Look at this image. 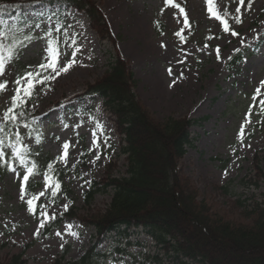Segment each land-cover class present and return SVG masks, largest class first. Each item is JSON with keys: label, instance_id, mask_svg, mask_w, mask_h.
Here are the masks:
<instances>
[{"label": "rangeland", "instance_id": "1", "mask_svg": "<svg viewBox=\"0 0 264 264\" xmlns=\"http://www.w3.org/2000/svg\"><path fill=\"white\" fill-rule=\"evenodd\" d=\"M95 1L118 39L122 58L132 65L137 81L134 92L141 103L160 121L175 116L188 117L195 122L190 131L192 146L187 148L181 162L185 176L220 208L233 210L238 199L249 203L264 201V179H259L258 188L247 187L245 183L251 178L258 180L254 157L258 153L264 157V105L260 104L264 100L261 86L264 81V0H252L251 7L248 0L244 4L239 0H213V11L224 15L231 30L238 35L224 31V25L209 13L206 0H176L184 13L165 0ZM238 7L239 13L236 12ZM185 14L188 26L183 23ZM237 16L242 23H236ZM25 18L28 25L14 42L15 55L11 62H5V73L0 76V83L6 85L0 92V119L17 94L16 80L20 79V87H23L28 73H39L34 80L33 94L28 97V107L42 132L39 137L23 131L20 143L3 147L4 152L12 153L13 145L22 155L25 149L41 150L70 170L65 183L71 192L56 203L52 199L56 192L52 180L46 176L33 180L30 176L25 182L26 195L22 200L20 187L29 166L15 165L16 172L9 171L0 178V264H7L21 253L23 246L32 242L24 257L27 264H55L65 254L66 246L71 247L66 260L73 262L84 256L95 242L96 232L85 229L76 218L67 217L49 236L44 235L43 230L72 207L80 214H86L88 208H107L113 198L111 191L97 195L92 207L85 206V192L105 179L109 164L116 167L117 177L127 173L123 143L112 118L99 100H88L85 106L76 100L88 84L95 83L106 73L112 48L100 40L87 16L73 9L62 13L32 11ZM157 22L163 24L162 33L156 31ZM37 23L39 28L35 27ZM58 24L63 25L60 32L55 31ZM49 29H52L51 39L59 41L60 61L71 60L73 53L77 61L67 73L55 79L50 78L54 75L51 69L40 67L47 63L49 37L45 33ZM217 46L220 59H217ZM237 49L245 53L244 61L237 70L231 71L228 63L239 52ZM0 54L7 56V51ZM20 95L23 96V92ZM97 122L103 125V132L96 129ZM4 135V131L0 133V139ZM65 143L69 145L66 156ZM260 165L264 173V159ZM32 181L39 185L33 193L28 190ZM221 187H228V192ZM33 198L30 212L27 200ZM36 232L39 235H35ZM101 249L107 254L104 264H155L156 257L164 264L170 262L168 251L157 247L144 228L112 234Z\"/></svg>", "mask_w": 264, "mask_h": 264}, {"label": "trees", "instance_id": "2", "mask_svg": "<svg viewBox=\"0 0 264 264\" xmlns=\"http://www.w3.org/2000/svg\"><path fill=\"white\" fill-rule=\"evenodd\" d=\"M0 6V20L4 22L2 28L6 33L5 48L20 38V32L28 25L25 18L28 13L38 10L62 13L71 9L86 15L100 40L112 48L106 73L95 83L88 84L76 100L84 106L88 100H99L112 118L123 143L127 173L117 177L114 173L116 167L109 164L105 179L94 183L85 192V206L92 207L97 195L111 191L113 198L107 208H88L86 214H80L76 207H72L43 230V234L49 236L67 217L76 218L85 229L96 232L95 242L79 260H66L71 248L66 246L65 254L55 264H104L107 254L101 247L108 237L125 234L132 228H144L157 247L168 251L170 262L167 264H264V201L249 203L238 199L233 210L220 208L185 176L181 162L187 148L192 146L190 131L195 122L188 117L175 116L160 121L141 103L134 92L137 81L132 65L122 58L117 47L118 39L95 0H0ZM163 29L162 23L156 26L158 33ZM244 56V52H237L228 63L229 70H237ZM24 100L22 106L13 109L17 115L15 122L0 119L4 125V148L17 142V133L19 136L23 131L41 135L40 125H35L30 114V99L25 97ZM12 107L13 103L9 109ZM16 128L20 131H15ZM23 155L27 161L25 166L35 164L33 180L46 176L55 187L59 184L56 195H52L56 203L71 192L65 183V178L71 174L68 168L55 163L41 150L27 149ZM261 156L258 153L253 161L258 180H247V187L258 188L259 179H264L260 165L264 157ZM4 159L12 166L21 165L9 151H5ZM8 172L7 164L0 166V178ZM38 187L32 181L28 190L33 193ZM220 189L229 190L228 187ZM32 246L33 242L23 246L21 253L7 264H27L24 257ZM154 259L155 264H164L158 257Z\"/></svg>", "mask_w": 264, "mask_h": 264}, {"label": "snow or ice", "instance_id": "3", "mask_svg": "<svg viewBox=\"0 0 264 264\" xmlns=\"http://www.w3.org/2000/svg\"><path fill=\"white\" fill-rule=\"evenodd\" d=\"M207 4H208V11L211 14V16L215 17V19L219 20L221 22L222 25H224V31L225 32H231V35H238L237 32H235L234 30H231L230 25L227 23L225 16L222 15L221 13H219L218 11H213V0H206ZM245 0H239L240 4H244ZM165 3L174 7V8H178L179 11L181 13H184V8L180 6L179 3L176 2V0H165ZM251 3L252 0H248V7H251ZM2 7V6H0ZM241 11V9L238 7L236 9V12L239 13ZM41 15H43V13H41ZM55 15V14H53ZM51 16L48 17L49 20H51ZM3 21L0 20V53L7 51V56H4L3 54H0V76H3L5 73V62H11V60L13 59L15 53H14V47H15V43L12 46H9L7 48H5V45L3 43V40L6 36V33L3 31L2 25H3ZM183 23L185 24V26H188V19L187 16L185 14L184 16V21ZM236 23H242V21L240 20V18L237 16L236 17ZM157 26H159V22H157ZM35 27L39 28L40 24L37 23L35 25ZM63 27V25H57V27L55 28V31L60 32L61 28ZM183 31V29L181 30ZM45 35L47 37H49L48 41H47V52H48V56L46 57V64H41L40 67L41 68H48L51 69L52 72L54 73V75L52 77H50L51 79H55L57 76L61 75L62 73H67L71 67H73V65L75 63H77L76 59H75V53H73V58L71 60H68L67 62H62L60 61L59 57L62 55V53L59 51V41H54L53 39H51L52 37V29H49ZM64 35L67 37L68 33L67 31L64 32ZM177 35H179V33H177ZM27 39H31V37H26ZM69 39H71V37H69ZM209 39H211V37H209ZM73 43H75V41H72ZM55 44V47H53V45ZM80 49L79 47H77L76 51L78 52ZM236 51H239L238 49ZM219 47L217 46L216 48V54H217V59H220V55H219ZM169 72L171 73V70H169ZM39 77V73H28L27 78L24 81V86L20 87L22 81L20 79L16 80V84L18 85L17 89H16V96H14L12 98V103H13V107L10 108L7 112L4 113L3 115V120L5 122L11 120L13 122H15L17 120V115L15 114V112L13 111L14 108L16 107H20L22 106L26 101L24 100V97H31V95L33 94V90H34V80L38 79ZM48 79V78H45ZM41 83H44L45 80H41ZM261 86L264 87V81L261 82ZM6 85L4 83H0V92L5 90ZM23 92V96L20 95V93ZM260 93V89H257V94ZM256 97H253V100H255ZM261 105H264V100L260 101ZM262 111H264V108H262ZM11 113V115H10ZM21 115H23V113H21ZM65 127H67V125H65ZM77 127H79V125H77ZM96 129H99L100 132L104 131L103 125H101L99 122L96 123L95 125ZM4 131V125L0 124V133H3ZM243 131V130H242ZM96 132H93V138L95 139L96 136ZM17 137V144L20 143V136L19 133L16 134ZM39 142V141H38ZM4 140L0 139V166H3L5 164H7L8 170L12 171V172H16V168H14L10 163H8V161H6L4 159L5 157V152H4ZM69 145L68 143H65L63 145V148L65 149V156L67 155V149H68ZM24 151H27L26 149ZM12 155L13 157L19 161V163L21 164L22 167H24L27 163L26 158L24 155H22V152L19 148H17L15 145L12 146ZM100 157H97V159H99ZM58 159H64V157H59ZM51 167V165L49 166ZM34 169H35V164H33L31 167H27L25 169V174L23 175V181L21 183V187H20V192H21V199H24V196L26 195L25 192V182L29 181L30 176L34 175ZM57 190L59 189V184L56 185ZM53 195H56V192H53ZM34 199H29L27 200V204H28V208L29 211H33V206H34ZM41 227H44L43 224H41ZM35 235H39V232L34 233ZM72 235H76V233H71ZM57 235H60V233H57Z\"/></svg>", "mask_w": 264, "mask_h": 264}]
</instances>
